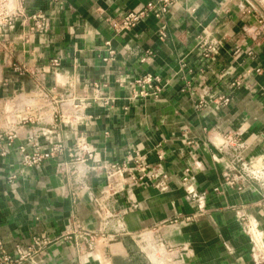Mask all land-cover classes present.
Returning <instances> with one entry per match:
<instances>
[{
	"label": "crops",
	"instance_id": "crops-1",
	"mask_svg": "<svg viewBox=\"0 0 264 264\" xmlns=\"http://www.w3.org/2000/svg\"><path fill=\"white\" fill-rule=\"evenodd\" d=\"M155 1H12L43 13L48 28L34 33L17 20L0 37V132L13 130L15 148L37 137L43 149L60 141L64 150L33 167L22 165L17 150L0 155V250L12 253L43 235L51 243L31 264H264V189L245 181L242 192L215 191L232 159L221 149L228 137L243 144L244 161L264 167V0L263 7L176 0L161 19L113 32L111 20ZM202 42L213 47L208 59ZM146 75L158 78L157 96L133 94V82ZM18 112L31 121L19 123ZM77 142L96 160L59 175L58 163L73 161ZM134 155L154 167L161 184L120 188L104 205L121 215L108 218L95 202L106 178L91 167L120 168ZM141 240L160 241L164 257L151 258Z\"/></svg>",
	"mask_w": 264,
	"mask_h": 264
},
{
	"label": "built area",
	"instance_id": "built-area-1",
	"mask_svg": "<svg viewBox=\"0 0 264 264\" xmlns=\"http://www.w3.org/2000/svg\"><path fill=\"white\" fill-rule=\"evenodd\" d=\"M13 0H0V37H3L9 29L14 27L17 20L20 21L21 25L28 28L34 33H45L48 28V20L43 13L36 12L33 14L26 13L22 8H13ZM176 0H157L155 2H148L136 11L129 12L125 14L119 20H111L109 22L115 34L123 31H129L133 29L141 20L147 17H154L155 19H161L173 6ZM259 31L264 33V16L259 19ZM109 42L105 45L109 46ZM201 55L204 59H208L213 51V47L207 43L200 44ZM109 56L114 54L113 51L108 50ZM147 56H152L150 51H147ZM144 60H142L143 62ZM52 67L56 68L59 65L58 60H53L51 63ZM13 69L19 74L24 75L26 73L35 74V71L26 69L22 66H13ZM158 78H153L149 75L138 78L133 82V94L136 96L147 97V96H157L162 87L158 84ZM106 87L105 85H95L94 88L100 90ZM153 91L150 92L149 90ZM224 104H227L228 100H223ZM82 104L78 103L75 107L77 110L81 109ZM28 110V109H27ZM6 114L8 113L5 111ZM16 119L19 123H26L31 121L30 115L22 112H18ZM77 117L69 119V123H75ZM50 134L49 131H41V135L47 137ZM5 136V145H0V155L5 156L11 150H17L21 154L22 165L24 167L40 166L44 161L51 159L56 155H60L64 150V145L60 141L51 142L49 141L48 147L43 149L38 142L37 137L30 139L26 145H19L15 148V133L13 130H7L0 132V139ZM83 144L77 142L73 151V161L64 162L60 161L57 165V173L59 175L67 176L71 175L76 171V165L78 162H86L87 160H96L94 153L82 149ZM243 148V144L239 140H235L228 137L222 145V152L230 155L232 157L230 163L228 164L224 174L223 180L220 187L216 188L215 191L219 192L223 188L231 189L236 192H242L245 189L244 182L251 181L259 185L261 189H264V167L257 168L246 161H244L240 156V151ZM80 150L84 153V157L80 154ZM158 159L162 160V154L158 153ZM129 165H122V167H115L111 163L107 162H97L95 166L91 167V171L98 174H103L106 178L107 185L99 193V196L95 199V202L102 208V212L106 213L108 218H116L120 216V213H109L108 209L104 205V202L117 194L118 190L123 189L126 185L134 186L144 183L146 185L159 186L161 183L159 180L160 175L154 169L153 166L145 163L142 157L139 155H134L129 157ZM127 174L125 177L124 175ZM13 178V177H11ZM186 180V179H185ZM189 196L195 198L193 191L188 190ZM199 199V197H196ZM200 201V200H199ZM245 224V218H242ZM249 232L251 239L255 245L259 243V235L257 231L252 226H245ZM121 233L124 230L121 229ZM88 236V246L91 245V236ZM144 244L143 248L147 251L151 258L155 260H160L164 257L165 248L162 243L158 240H141ZM51 243V238L47 236H35L24 246L17 245L12 253H7L3 249L0 250V264H26L33 263L34 257L42 252ZM170 250V249H168Z\"/></svg>",
	"mask_w": 264,
	"mask_h": 264
},
{
	"label": "rangeland",
	"instance_id": "rangeland-1",
	"mask_svg": "<svg viewBox=\"0 0 264 264\" xmlns=\"http://www.w3.org/2000/svg\"><path fill=\"white\" fill-rule=\"evenodd\" d=\"M253 3H255L257 6H260V7H263V5L261 4L262 2L260 0H251ZM38 103V102H37ZM190 191H193L194 193V190L191 189Z\"/></svg>",
	"mask_w": 264,
	"mask_h": 264
},
{
	"label": "bare ground",
	"instance_id": "bare-ground-1",
	"mask_svg": "<svg viewBox=\"0 0 264 264\" xmlns=\"http://www.w3.org/2000/svg\"><path fill=\"white\" fill-rule=\"evenodd\" d=\"M152 258H153V256H152Z\"/></svg>",
	"mask_w": 264,
	"mask_h": 264
}]
</instances>
